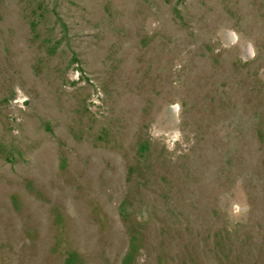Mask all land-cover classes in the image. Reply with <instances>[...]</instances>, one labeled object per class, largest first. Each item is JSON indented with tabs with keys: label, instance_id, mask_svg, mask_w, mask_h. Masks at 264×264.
<instances>
[{
	"label": "rangeland",
	"instance_id": "obj_1",
	"mask_svg": "<svg viewBox=\"0 0 264 264\" xmlns=\"http://www.w3.org/2000/svg\"><path fill=\"white\" fill-rule=\"evenodd\" d=\"M0 264H264V0H0Z\"/></svg>",
	"mask_w": 264,
	"mask_h": 264
},
{
	"label": "clouds",
	"instance_id": "obj_2",
	"mask_svg": "<svg viewBox=\"0 0 264 264\" xmlns=\"http://www.w3.org/2000/svg\"><path fill=\"white\" fill-rule=\"evenodd\" d=\"M234 215H242L243 213L247 212L248 208L247 205H234Z\"/></svg>",
	"mask_w": 264,
	"mask_h": 264
}]
</instances>
